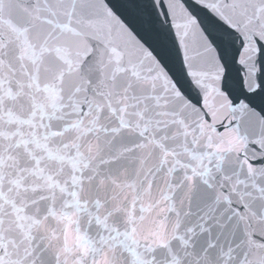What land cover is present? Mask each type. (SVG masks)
<instances>
[{
  "label": "snow or ice",
  "instance_id": "snow-or-ice-1",
  "mask_svg": "<svg viewBox=\"0 0 264 264\" xmlns=\"http://www.w3.org/2000/svg\"><path fill=\"white\" fill-rule=\"evenodd\" d=\"M0 264H264V0H0Z\"/></svg>",
  "mask_w": 264,
  "mask_h": 264
}]
</instances>
